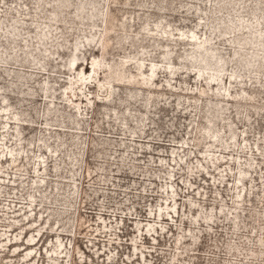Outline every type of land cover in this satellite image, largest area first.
Returning <instances> with one entry per match:
<instances>
[{"label":"rangeland","instance_id":"374dc122","mask_svg":"<svg viewBox=\"0 0 264 264\" xmlns=\"http://www.w3.org/2000/svg\"><path fill=\"white\" fill-rule=\"evenodd\" d=\"M0 264H264V0H0Z\"/></svg>","mask_w":264,"mask_h":264},{"label":"bare ground","instance_id":"6f19581e","mask_svg":"<svg viewBox=\"0 0 264 264\" xmlns=\"http://www.w3.org/2000/svg\"><path fill=\"white\" fill-rule=\"evenodd\" d=\"M262 35V34H261ZM260 35V36H261ZM191 41L194 39V36H192L191 38ZM205 43L206 42H204V43H197V44H192V45H196V46H198V47H201V48H203V51H207L206 49L207 48H205L203 45H205ZM168 55H165V60L167 59L166 57H167ZM214 58V57H213ZM222 63L223 61L222 60H219V61H217L216 62V64H218V63ZM70 66L73 68L74 67V65L72 64V62L70 63ZM222 65L220 64L218 67H216L215 69H211V66L205 61V60H203L201 63H200V67H199V69H198V72L194 75L195 77H196V79L197 78H201V74H202V72H204V71H207V70H213V71H215V73L214 74H211L210 75V77H209V79L211 80V83L213 84V87H215V86H218L219 84L217 83V79L219 78L220 79V72H221V70H222V67H221ZM140 67V66H139ZM138 70H140V69H138ZM155 70H157L156 68H155V65L154 64H151L150 65V68H149V70H148V80H147V82L144 80V79H142L141 81H139V82H142L141 84H148V82L150 81V79H151V77H153L154 75H155ZM141 72V71H140ZM141 76H142V72H141V74H140ZM120 76V75H119ZM118 76V77H119ZM194 77V78H195ZM83 78H81V80H82ZM117 80H119V82H120V80L122 81V78H118ZM148 86V85H147ZM6 161L7 162H14V159H13V157L12 156H10V158L9 159H7V157H6Z\"/></svg>","mask_w":264,"mask_h":264}]
</instances>
